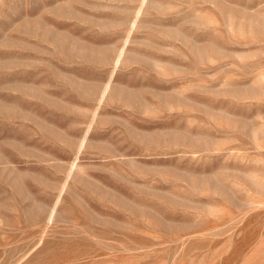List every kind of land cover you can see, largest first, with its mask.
I'll return each instance as SVG.
<instances>
[{
	"label": "rangeland",
	"instance_id": "obj_1",
	"mask_svg": "<svg viewBox=\"0 0 264 264\" xmlns=\"http://www.w3.org/2000/svg\"><path fill=\"white\" fill-rule=\"evenodd\" d=\"M0 264H264V0H0Z\"/></svg>",
	"mask_w": 264,
	"mask_h": 264
}]
</instances>
